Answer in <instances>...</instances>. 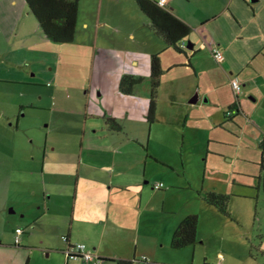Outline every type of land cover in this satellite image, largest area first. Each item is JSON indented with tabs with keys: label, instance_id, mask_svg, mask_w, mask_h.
Masks as SVG:
<instances>
[{
	"label": "crops",
	"instance_id": "0c3cea01",
	"mask_svg": "<svg viewBox=\"0 0 264 264\" xmlns=\"http://www.w3.org/2000/svg\"><path fill=\"white\" fill-rule=\"evenodd\" d=\"M166 1L164 7L190 28L200 31L204 39L196 41L194 35L190 34L193 38L188 35L189 41L185 39L180 45L181 51H176L157 37L160 40L153 39L152 44L148 40L145 44L136 41L137 44L128 50L114 47L111 52L113 56L108 52L102 54L101 61L114 59L112 62L116 67L117 59H120V66L112 79L110 118L114 122L128 120L132 126L130 133L137 137L128 138L125 130L116 122L121 130L109 129L106 121V134L99 135V130L104 129L103 125H98L101 121L94 117L87 118L86 122L97 121L92 122L97 125V129L93 128L96 136H90L86 144L83 140L81 157L77 158L76 166L64 169L65 177L69 175V178H64L65 185L61 187L65 188L66 194L70 192L72 202L66 214L56 216L53 221L58 222L61 227L58 229L65 235L67 244H84L93 257L88 262L82 258L69 262V258L65 260L61 254L62 246L44 249L59 252L64 264H120V261L128 264H229L222 257L224 252L220 251L225 238L215 237L216 227L212 233H208L210 235H203L197 229L193 245L180 250L170 247L171 237L185 217L195 214L200 218L198 213L191 211L195 201L197 208L208 218L219 212L200 199L192 198L191 204L185 203L184 199L180 201L176 191L184 190L187 185H182L180 175L176 176L178 182L170 177V173H174L167 172L166 165L170 166V163L162 159L155 148L168 140H184L180 129L185 130L189 126L191 130L196 129L195 134L199 138H206V143L214 141L217 149L211 152L221 159L228 157L227 163L230 162L229 157L232 159L239 154L243 158L258 156L260 160L259 144L264 140V0H192L196 4L194 6L190 4L191 0H183L182 7L175 11L171 8V1ZM28 13L31 12L28 10ZM83 26L87 28L85 22ZM104 27L105 23L97 20L95 40L90 42L93 48L97 46L99 31ZM34 30L39 40L46 39L38 37L37 31L41 33L39 26ZM134 38L135 35L131 34L132 41H135ZM214 48L221 50V61L214 58ZM154 55L158 57L161 75L154 99V116L150 122L147 117L151 99L150 62ZM124 76L141 80L131 88L130 94L118 89V83ZM233 78L241 85L238 95L231 88ZM90 88L91 85L88 90ZM88 90L84 94L88 96L86 104L89 107L91 99ZM66 92L50 90L48 94L52 104L58 105V108L74 106L75 99L71 98L74 95L69 99ZM96 94L100 95L99 92ZM39 100L47 101L43 97ZM231 110L235 114L227 117L226 113ZM87 130L85 125L82 131L86 133ZM144 142L147 143V151L141 154ZM46 153L41 159L39 172L43 186L31 188L34 193L38 192L43 204V209L38 208L41 212L35 215L36 222L37 218L43 219L49 211L56 214V207L52 210L49 205L52 198L56 199L57 194L59 196L58 188L60 180H63V169H58L56 162L54 168L44 170L46 161L50 162ZM102 154L107 156V164L93 167L98 155ZM9 158L13 160L11 156ZM157 160L165 164L166 170L157 167ZM5 162L9 163L8 160ZM11 168L14 171L21 169L14 165ZM148 169L163 175L157 182L164 185L165 181L168 182L171 190H163L164 186L156 189L155 183L147 186L149 181L143 185L140 173L146 178L145 175L153 171ZM258 171L261 174L260 166ZM212 178L216 185L215 193L230 196L232 220L219 214L222 219H217L220 220L218 226H223L225 230L232 227L245 229L242 208L238 209L234 201L247 199V195L240 191L251 187L245 181L248 175H235V169H224L221 163V168L216 169ZM188 188L195 193L198 191L191 186ZM200 190L210 189L201 187ZM243 200L247 212L248 203ZM254 220L255 217L252 225ZM161 224L166 228V243L159 236ZM213 225L217 226L215 223ZM16 227L19 228L13 226L7 231H0V264H28L35 251L31 243L22 245V236L30 234L25 226L21 227L24 233L20 237V246L14 245ZM212 241L218 242L219 250L212 249ZM177 253L182 254L181 258H176Z\"/></svg>",
	"mask_w": 264,
	"mask_h": 264
},
{
	"label": "rangeland",
	"instance_id": "374dc122",
	"mask_svg": "<svg viewBox=\"0 0 264 264\" xmlns=\"http://www.w3.org/2000/svg\"><path fill=\"white\" fill-rule=\"evenodd\" d=\"M169 1L174 11L184 4L183 0ZM194 3L192 1L190 4L194 6ZM97 20L104 22L105 27L99 31L97 46L93 48L90 42L95 40ZM84 22L87 28L83 26ZM36 26L37 21L32 13H28L24 0H0V231H7L13 226H19L20 229L22 226L28 227L30 234L22 236V245L31 243L35 249L28 264H64L59 252H48L44 249L62 246L65 251L67 247L65 235L58 229L61 227L53 220L60 214L65 215L72 202L70 192L67 191L66 194L65 188L61 187L65 185L64 178H69V175L65 177L64 169L76 166L77 158L81 157L83 140L85 139L86 144L90 136H96L97 125L92 122L97 121L86 122L87 118L94 117L101 121L98 125H103L104 129L99 130V135L106 134L108 128L105 121L108 125V120L111 119L109 109L112 106V79L120 66V59H117L116 67L112 62L114 59H106L103 62L101 56L106 52L113 56L111 52L114 47L128 50L137 42L145 44L148 40L152 44L154 40L160 39L149 30L147 18L139 10L135 0H78L75 36L68 44L39 40L34 30ZM37 32L38 37L45 38L42 33ZM131 34L135 35V41L131 40ZM190 34H193L194 38ZM190 34L189 38L196 41L201 42L204 39L196 28H191ZM186 41H189L188 38ZM120 83L121 80L118 83L119 91ZM50 90H67L65 94L69 99L73 94L71 98H74L76 103L74 106L58 108V105L52 104L48 94ZM86 90L89 91L91 99L89 107L86 104L88 96L84 94ZM97 92L99 96H96ZM40 97L47 100L46 103L40 102ZM116 123L125 130L124 134L128 138L137 137L130 133L132 126L128 120L121 119ZM85 125L88 129L86 133L82 131ZM195 131V128L191 130L189 126L185 130L180 129L184 140H168L155 148L162 159L170 163V166L166 165L167 172H174L170 173V177L178 182L176 176L180 175L182 185H187L184 190L176 191L178 198L191 204L192 198L203 201L202 194L215 192L216 185L212 176L218 167L221 168V163L224 169H235V175L246 173L253 180L245 179L251 187L240 191L247 195V199L234 201L237 202L234 205L238 206V209L242 208L245 229L232 227L225 230L223 226H218L221 215L214 213L213 217L208 218L206 213L197 208L196 201L191 211L200 215L198 232L210 235L208 233H212L216 227L215 237L224 236L225 241L220 251L224 252L222 257L226 263L264 264V172L259 174V157L243 158L239 154L232 159L229 157L230 162L227 163L228 157L221 159L211 152L217 149L215 142L206 143V138H199ZM142 146L144 149L142 148L141 154H144L147 151V143L144 142ZM45 151L50 154L46 153L50 162L46 161L44 170L54 168L56 162L57 168L63 169V180H60L59 196L57 194L56 199L52 198L49 205L52 210L56 207V214L49 211L43 219L37 218L36 222L35 215L41 212L38 208L43 209V204L38 192L34 193L31 188L43 186L39 172ZM104 156L105 154L98 155L99 160L97 158L93 167L106 165L107 156ZM6 160L9 163H6ZM157 162L160 170H166L163 166L165 164L158 160ZM12 165L21 168L20 171L12 170ZM140 174L143 185L149 181L147 186L159 183L157 180L163 176L154 170L149 171L145 175L146 178ZM162 184L165 187L163 190H171L168 182ZM188 186L198 191L201 187L210 190L203 189L195 193ZM242 200L248 203L247 212ZM218 218L220 220L217 221ZM214 223L217 226H214ZM165 230L161 224L159 236L164 243L167 242ZM212 249L219 250L217 241H212ZM61 254L66 260V253ZM175 256L181 258L182 254L177 253ZM75 260L77 259H68L69 262H77Z\"/></svg>",
	"mask_w": 264,
	"mask_h": 264
},
{
	"label": "trees",
	"instance_id": "16d2710c",
	"mask_svg": "<svg viewBox=\"0 0 264 264\" xmlns=\"http://www.w3.org/2000/svg\"><path fill=\"white\" fill-rule=\"evenodd\" d=\"M24 1L28 10L35 17L42 35L47 40L57 44H68L73 41L77 23L78 0ZM135 3L139 10L146 16L149 30L152 31L156 37L162 39L168 47L176 51H181L180 45L190 34L191 28L179 20L164 6H159L156 0H135ZM150 65L151 99L147 117L151 122L155 111L154 99L156 97V90L159 87L161 75L159 60L156 55L152 56ZM140 81L141 80L135 79L132 76H124L121 79L120 91L124 94H130L131 88L139 84ZM233 114H235L233 110L226 113L227 117H231ZM108 127L109 129L120 131V127L112 119L108 120ZM259 148L261 150L259 166L262 172H264V140L260 142ZM201 198L207 205L215 208L219 214L232 220L229 211V195L206 192L201 195ZM197 229L198 217L196 215L185 217L173 233L170 247L174 250H180L193 245L196 241ZM14 245L20 246V243ZM219 260L222 261V259ZM119 263L128 264L127 262L121 261Z\"/></svg>",
	"mask_w": 264,
	"mask_h": 264
},
{
	"label": "built area",
	"instance_id": "2783aa9c",
	"mask_svg": "<svg viewBox=\"0 0 264 264\" xmlns=\"http://www.w3.org/2000/svg\"><path fill=\"white\" fill-rule=\"evenodd\" d=\"M159 6H165L167 1L166 0H156ZM212 54L214 56V58L217 61H221L223 56H222V52L219 48H214L212 50ZM231 83V88L233 90V92L238 95L241 93V85L238 82L237 79L233 78L230 81ZM156 189H161L163 187L162 183H157L154 186ZM23 234V230L20 228H16L14 230V235H15V239H14V244L18 245L20 243V237ZM66 255L68 258L73 259L76 257H80L82 258L84 261H90L92 259V255L87 251L86 246L84 244H73V245H68V247L66 248L65 251ZM146 264V263H144Z\"/></svg>",
	"mask_w": 264,
	"mask_h": 264
},
{
	"label": "clouds",
	"instance_id": "9594fccd",
	"mask_svg": "<svg viewBox=\"0 0 264 264\" xmlns=\"http://www.w3.org/2000/svg\"><path fill=\"white\" fill-rule=\"evenodd\" d=\"M65 240H66V239H65ZM66 242H67V240H66ZM68 245H69V244H67V247H68ZM65 251H66V250H65ZM67 258H68V257H67ZM76 258H77V257H76ZM76 258H73V259H76ZM69 259H70V258H69Z\"/></svg>",
	"mask_w": 264,
	"mask_h": 264
},
{
	"label": "flooded vegetation",
	"instance_id": "af4514ba",
	"mask_svg": "<svg viewBox=\"0 0 264 264\" xmlns=\"http://www.w3.org/2000/svg\"><path fill=\"white\" fill-rule=\"evenodd\" d=\"M63 252H65V251H63Z\"/></svg>",
	"mask_w": 264,
	"mask_h": 264
},
{
	"label": "water",
	"instance_id": "95a60500",
	"mask_svg": "<svg viewBox=\"0 0 264 264\" xmlns=\"http://www.w3.org/2000/svg\"><path fill=\"white\" fill-rule=\"evenodd\" d=\"M193 100V99H192Z\"/></svg>",
	"mask_w": 264,
	"mask_h": 264
}]
</instances>
